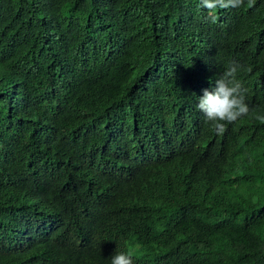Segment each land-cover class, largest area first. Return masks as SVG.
<instances>
[{
	"label": "trees",
	"instance_id": "16d2710c",
	"mask_svg": "<svg viewBox=\"0 0 264 264\" xmlns=\"http://www.w3.org/2000/svg\"><path fill=\"white\" fill-rule=\"evenodd\" d=\"M233 61L264 110V0H0V264H264V124L197 109Z\"/></svg>",
	"mask_w": 264,
	"mask_h": 264
},
{
	"label": "clouds",
	"instance_id": "9594fccd",
	"mask_svg": "<svg viewBox=\"0 0 264 264\" xmlns=\"http://www.w3.org/2000/svg\"><path fill=\"white\" fill-rule=\"evenodd\" d=\"M255 0H200V6L210 13L217 8L253 7ZM211 19L215 22V17ZM250 69L236 61L231 62L226 70L215 80L211 89H204L198 97L197 109L204 115L213 131L222 134L228 124L241 118L250 117L264 124V110L251 109L246 102L248 89L238 78V73ZM111 264H133L132 257L125 252H116L111 257Z\"/></svg>",
	"mask_w": 264,
	"mask_h": 264
}]
</instances>
